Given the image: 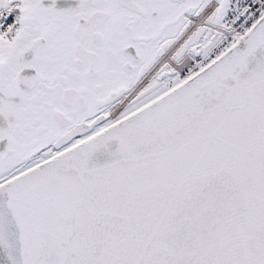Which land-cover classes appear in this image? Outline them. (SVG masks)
<instances>
[{
    "label": "snow or ice",
    "instance_id": "obj_1",
    "mask_svg": "<svg viewBox=\"0 0 264 264\" xmlns=\"http://www.w3.org/2000/svg\"><path fill=\"white\" fill-rule=\"evenodd\" d=\"M0 264H264V0H0Z\"/></svg>",
    "mask_w": 264,
    "mask_h": 264
}]
</instances>
